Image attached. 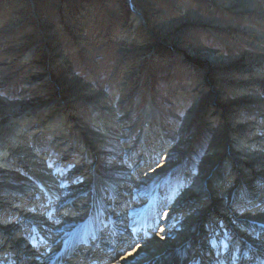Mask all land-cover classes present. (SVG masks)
Wrapping results in <instances>:
<instances>
[{"label": "rangeland", "instance_id": "obj_1", "mask_svg": "<svg viewBox=\"0 0 264 264\" xmlns=\"http://www.w3.org/2000/svg\"><path fill=\"white\" fill-rule=\"evenodd\" d=\"M135 11L142 15L137 24ZM135 25L137 28L128 32ZM31 50L32 59L21 58ZM27 76L38 81L31 79L27 85ZM85 82L105 91L111 105L117 104L121 95L127 101L120 114L127 115L125 123L113 128L116 136H110L90 159L78 153L80 139L86 134L76 120L90 122V105L82 101L67 104L70 97L86 93ZM62 100L67 101L65 107ZM150 100L158 111L151 131H161L168 147L153 159L152 166L143 163L135 170L143 161L139 160L142 149L135 143ZM52 108L54 113L59 109L68 124L66 133L74 130L70 142L77 151L64 160L62 153L47 143L50 133L56 131L55 114L41 129L40 145L33 151L41 156L49 150L48 166L62 190L80 185L87 188L90 179L97 181V173L106 179H120L128 188L119 195L126 199L128 211L139 210L142 204L147 207L152 198L165 200L169 193L177 194L208 155L213 122L234 131V121H239L243 128L235 130L238 136L242 131L249 139L253 131L259 132L264 145V0H0V122L6 124L8 118L17 121L27 114L29 124H36L43 122ZM252 121L254 125H250ZM227 133L230 142L224 149L239 153L233 144L235 133ZM147 144L151 147L149 140ZM242 156L248 157L244 152ZM42 167L23 166L1 173V178L7 176L0 179L1 185L5 184L0 187V198L9 197L12 188L21 194L19 189L30 185V178ZM92 169L96 170L94 176ZM128 170L132 172L126 173ZM233 170V165L230 170L222 166L220 173L229 175ZM68 173L76 176L75 180ZM127 175L130 179L125 181ZM33 193L26 189L22 196L30 202L26 208L34 206L29 197ZM89 194L77 195L83 196L77 206L86 205L84 213L89 211ZM258 195L263 200L264 190ZM209 202L198 211L185 208L176 220L189 215L195 220L200 210L208 209ZM15 208L3 212L0 221H16L32 233L35 219L31 220L26 208L25 213ZM244 209L236 212V218ZM67 215L74 218L73 212ZM95 226L90 228V236L98 233ZM5 233L0 229V237ZM43 237L46 242L40 244L41 250L56 240L55 235Z\"/></svg>", "mask_w": 264, "mask_h": 264}, {"label": "bare ground", "instance_id": "obj_2", "mask_svg": "<svg viewBox=\"0 0 264 264\" xmlns=\"http://www.w3.org/2000/svg\"><path fill=\"white\" fill-rule=\"evenodd\" d=\"M141 18V13L135 11L134 23H139ZM136 28L137 25L128 32H133ZM33 51L22 55L21 58L29 61ZM31 79L36 81L27 76V85H30ZM86 87L85 94L70 97L68 103L62 100V104L65 107L66 103L70 105L82 101L85 105H90V122L88 119H76L81 122L86 134L80 139L78 153L90 159L93 152L102 148L104 142H109L110 136H116L113 128L125 123L127 115L120 114L127 101L126 97L121 95L117 104L111 105L109 99H106L105 91L95 90L94 86L87 82L84 89ZM51 111L43 122L34 121L36 124H29L30 115L27 114H22L17 121L16 118H8L6 124L0 122V175L7 173L10 168L22 169L24 166L37 169L44 166L42 171L30 178V185L26 188L18 187L21 188L19 190L22 195L16 188L13 190L10 187L13 193L9 197L0 198L3 199L0 203L2 218L3 212L6 213L8 208L13 206L11 210L16 209V206L21 209V213L24 212L30 202L22 196L25 195L26 189L34 192L29 196L34 206L26 208L25 212H28L31 220L35 219L30 227L35 229L32 233L27 232L25 225L16 221H0V229L6 232V235L1 234L3 236L0 237V264H264V198H257L264 190V145L260 144L259 132L253 131L248 139L242 131L239 136L235 132L243 128L239 121H234V131H230L228 125L226 128L222 123L213 122V137L208 155L202 165L191 173V180L187 185L177 194L169 193L165 200L152 198V203H148L147 207L144 208L145 205L142 204L141 209L128 211V205L125 207L126 199L119 196L128 188L120 179H106L97 173V181L88 179L91 185L87 188L80 185L61 189L59 180L52 176L53 169L48 166L49 150L46 155L43 153V156L33 151V148L40 145L37 138L42 137L41 129L52 122L54 114L58 118L53 126L56 131L50 133L47 143H50L51 147L55 146L63 158L77 151L72 148L70 142L74 130H69L71 133L67 134L68 124L66 125L60 117L61 114H58L60 110L56 111L57 114L54 113V108ZM157 112L155 103L150 100L144 114L141 134L135 143L138 144L136 148L142 149L139 160L143 161L135 163V166L139 163L135 170L142 168L143 163H148V167L152 166L153 159L168 147L161 131H151V124ZM249 123L255 124L254 121ZM228 130L235 133L233 144L240 150L239 153L224 149L230 142L226 133L232 135ZM243 152L248 157L242 156ZM96 158H99L98 154H95ZM67 159L69 158H64ZM39 162L44 164L40 165ZM231 165L234 170L229 175L220 173L222 166L230 170ZM130 172L132 171L128 170L126 173ZM76 173L82 171H74V174ZM95 173L96 170L92 169L91 175L94 176ZM5 175L0 177L2 181L6 178ZM155 175L156 172L152 176ZM68 177L72 178V181L76 178L72 173H68ZM128 178L127 175L125 181H128ZM88 180L86 178V181ZM1 183L0 187L5 185ZM71 190L72 192L68 193ZM88 192L89 211L84 213L82 208L86 205L81 208L77 206L83 196L77 195H86ZM155 193L157 195L159 191L156 190ZM36 195L38 198L35 199ZM207 202L210 206L207 210H200L195 220H191V215L185 220H176L186 209L196 208L198 211V207ZM243 207L246 209L240 213L242 216L236 218V212ZM164 210H167L165 215ZM41 211L43 214H40ZM69 212H73V219L68 217ZM95 223L98 233L95 231L94 235L90 236L89 230L94 228ZM46 235H55L56 240L41 250L40 244L46 242V237H43ZM28 244H31V248ZM91 247L96 250L92 251ZM5 254L9 258L4 257ZM39 254L41 257L35 256Z\"/></svg>", "mask_w": 264, "mask_h": 264}]
</instances>
